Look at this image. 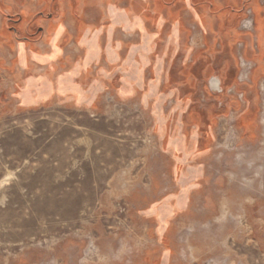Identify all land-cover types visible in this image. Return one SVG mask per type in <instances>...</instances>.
I'll use <instances>...</instances> for the list:
<instances>
[{
  "label": "rangeland",
  "instance_id": "374dc122",
  "mask_svg": "<svg viewBox=\"0 0 264 264\" xmlns=\"http://www.w3.org/2000/svg\"><path fill=\"white\" fill-rule=\"evenodd\" d=\"M259 101L252 133L219 119L188 206L168 220L175 264H264ZM173 184L135 97L107 90L92 109L64 99L3 105L0 264H149L144 255L162 245L157 218L145 212Z\"/></svg>",
  "mask_w": 264,
  "mask_h": 264
},
{
  "label": "crops",
  "instance_id": "0c3cea01",
  "mask_svg": "<svg viewBox=\"0 0 264 264\" xmlns=\"http://www.w3.org/2000/svg\"><path fill=\"white\" fill-rule=\"evenodd\" d=\"M239 57L253 66L244 82ZM263 82L264 0H0V107L92 109L112 90L148 110L174 183L145 212L162 245L149 264H175L168 220L188 206L219 119L252 133Z\"/></svg>",
  "mask_w": 264,
  "mask_h": 264
},
{
  "label": "built area",
  "instance_id": "2783aa9c",
  "mask_svg": "<svg viewBox=\"0 0 264 264\" xmlns=\"http://www.w3.org/2000/svg\"><path fill=\"white\" fill-rule=\"evenodd\" d=\"M241 25L245 29H251L252 28V20L250 18V13L247 11V17L242 20ZM252 64L250 61L243 57H239V72L237 75V79L240 82L247 81L250 76V72L252 69ZM264 89L260 86V97L262 98V103L264 104ZM238 97L241 99L242 98V93H238Z\"/></svg>",
  "mask_w": 264,
  "mask_h": 264
}]
</instances>
